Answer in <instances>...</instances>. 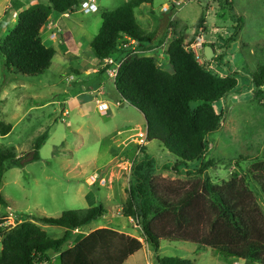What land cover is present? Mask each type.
Returning <instances> with one entry per match:
<instances>
[{"label":"rangeland","instance_id":"374dc122","mask_svg":"<svg viewBox=\"0 0 264 264\" xmlns=\"http://www.w3.org/2000/svg\"><path fill=\"white\" fill-rule=\"evenodd\" d=\"M130 1L97 0L99 10L89 14L78 7L69 22L72 35L66 33L64 36L66 43L70 39L91 43L101 29L103 13L117 10ZM2 2L0 0V11ZM165 2L167 0H152L135 9L138 24L146 34L157 31V37L166 36L171 20L161 12ZM8 3L5 17L0 14V48L18 22L14 1ZM232 13L243 17L244 27L238 39L225 48L237 25ZM12 18L16 19L15 22L10 21ZM173 21H178L177 31L184 35L185 43L205 39L215 45L217 56L223 55L222 61L210 64L214 73L225 76L230 70L239 72L240 84L243 88L249 87L245 79L251 81L249 74L264 64V0H194L178 10ZM174 37V30L169 29L164 41L171 42ZM155 41L149 43L151 47L146 48L144 56L155 57L162 68L172 72L167 50H161ZM44 42L48 46L54 45L58 54L48 70L35 76L17 73L8 67L0 50V150L14 149L19 156H24L21 166L9 168L3 176L2 192L9 205L0 206V255L5 236L27 221L30 215L59 217L66 210L100 204L105 206L107 214L85 226L83 234L79 229L73 232L65 248L75 245L87 230L98 225L121 229L144 241L137 220L123 215L122 207L134 182L131 170L126 168L128 161L142 158L141 147L147 146V152L162 166L155 173L156 178L168 183L188 184L197 179V174L183 168L180 172L173 170L172 165L178 158L159 141L139 142L137 135L147 130L145 127L142 130L133 128L142 122L143 115L134 106L122 108L116 105L119 96L113 81L96 89L95 93L88 92L86 87L89 111L71 109L69 115L64 116L65 107L62 108L61 103L75 94L70 93L74 83L68 79L71 75L76 80L85 79L86 75L60 64L59 57H64L65 47L59 44V40L44 39ZM236 59L243 61L244 65L241 67ZM253 92L255 94V90ZM244 93L246 95L240 100L233 99L237 95L235 92L217 104L225 111V116L221 128L211 134L207 152L208 159H214L216 166L205 173L217 185L230 180L235 172L246 178L244 184H249L248 171L256 158L264 153V106L253 93ZM97 99L111 101L112 111L101 113L103 108L97 104L102 102ZM1 124L12 125L8 135H2ZM45 133L49 138L40 149L41 158L32 160L34 142ZM131 134L129 140L132 142L123 149L121 142ZM107 165L110 167L103 173ZM255 185L251 184V189L257 192L259 186ZM261 205L264 209L262 201ZM37 225L53 238H60L66 232L65 228L58 226L38 222ZM145 245L143 251L127 264H158L157 257L165 256L190 259L193 264H262L225 260L213 248L200 249L191 241L163 239L158 252L149 244ZM59 256L52 253L51 264H61Z\"/></svg>","mask_w":264,"mask_h":264},{"label":"trees","instance_id":"16d2710c","mask_svg":"<svg viewBox=\"0 0 264 264\" xmlns=\"http://www.w3.org/2000/svg\"><path fill=\"white\" fill-rule=\"evenodd\" d=\"M80 1L47 0L27 8L17 1L15 7L21 9L17 25L0 48L8 67L27 76L48 70L56 50L45 44L43 30L54 12L74 13ZM149 2L152 0H131L117 10L104 12L101 29L90 48L101 60L118 49L125 35L137 39L146 49L155 40V45L161 46L169 29L174 30L175 37L167 49L172 72L162 68L155 57L130 56L119 70L115 88L123 100L144 115L148 141H159L178 158L172 165L173 170H191L197 179L188 184H175L156 178L155 173L162 166L147 152V146H143V157L137 158L131 169L134 182L122 210L125 217L137 220L145 242L112 228H99L65 248L73 232L107 214L105 206L100 204L66 210L59 217L30 215L5 236L0 264H51L52 253L60 254L61 264H125L143 249L144 243L158 252L163 239L191 241L200 249L211 247L225 260L264 264L261 205V201L264 203V153L248 171L249 184H244L246 178L237 172L220 185L205 174L216 166L214 159H208L207 152L210 136L221 128L225 116L217 104L232 93L242 92L240 73L232 70L225 76L214 73L210 64L223 59V55L216 53L213 60L200 64L195 53L187 49L184 35L177 31L178 21H169L164 37H157V31L146 34L138 24L135 9ZM232 16L237 25L225 48L238 39L244 27L242 16L234 13ZM102 72L106 73L105 68ZM249 77L252 78L245 79L249 84L245 89L253 88L254 98L264 106V64ZM11 130V124H1L2 135H8ZM48 138L45 133L35 140L32 160L41 158L40 149ZM23 163L24 156H19L14 149L0 150V206L9 205L2 192L4 173ZM251 184H257L259 191L251 189ZM37 222L65 228L66 232L60 238H53ZM157 260L158 264H193L190 259L173 256L157 257Z\"/></svg>","mask_w":264,"mask_h":264},{"label":"crops","instance_id":"0c3cea01","mask_svg":"<svg viewBox=\"0 0 264 264\" xmlns=\"http://www.w3.org/2000/svg\"><path fill=\"white\" fill-rule=\"evenodd\" d=\"M7 1L8 2H10V1L13 2L14 1V3H16L17 1H21V3H23V8H27V7L31 6V5L39 3L41 1L43 2V0H3V2H2L3 6H2V9L0 11V14L2 16H4V17H5L6 10L9 7V3ZM82 1H84V0H81L80 3ZM14 11H15V14L18 15L19 12L21 11V9L20 10L19 9H14ZM76 12H78V11L76 10ZM76 12H74V13H76ZM55 13H57V12H54L52 14V16L50 17V20L48 21L46 27L43 30V33H42L43 40L45 39V40L52 41V42H54V40L55 41L59 40V44H61V46L63 45L65 47V48H63L64 57L63 56L59 57L60 64L66 66L68 68L73 67L75 70H78V72L84 73V75H86L85 79L79 78V79L73 81V83H74L73 85L74 86L72 87L70 93H75V94H73L72 97H69L68 99H65L63 101V103H61L62 108L65 107L64 111L68 112V115H69V112H70L71 109H74V110H77V111H84V110L85 111H89V108H88L89 106H87L89 98L88 99L86 98L87 97L86 94H88V92L95 93L96 89L97 90L101 89V87H103L104 85L107 86V82L108 81L111 82V80H108L109 78L107 77L106 73L102 72V69H101L102 67L99 64L100 59L95 56L93 50L90 48V43H88L87 41L85 43H82L81 41H77V40H74V39H70V41H68L66 43V40H65L64 36H65L66 33L72 35L71 30L69 28V22H70V19H72V16L74 15V13H66V14H60V13L55 14ZM92 13H95V12H92ZM87 14H89V13H87ZM15 20H16L15 18H12V20H10V21L15 22ZM51 46L55 48L56 55H57L58 54L57 48L54 45H51ZM65 54L67 56H65ZM245 60H246V58H245ZM236 62H237V64L241 65V67L244 65L243 61H241V60L238 61L236 59ZM89 65H91V66H89ZM94 67H97V68H94ZM92 70H96V71L95 72L93 71L89 75L86 74L88 71H92ZM92 76H94V77H92ZM90 77H91V79H89ZM86 87L89 88L88 92L86 90H84ZM247 91L250 94L251 93L254 94V92H253L254 89L253 88L250 89V90H247V89L243 88L242 92L241 93H237V95L233 99L234 100H240L239 98H241L243 95H246L244 92H247ZM118 96H119V98H117V104H116L117 106H120L122 108H126L128 105L132 106L126 100H123L122 97L119 95V93H118ZM224 100L225 99H223L222 101H224ZM97 101L98 102L99 101L102 102L103 106H106L108 108V110H106V111H103L101 109V113L107 114V111H112V108H111V103L112 102L111 101H109L108 99L103 100V101L100 100V99H97ZM97 105L100 107V104H97ZM98 106H97V108H98ZM65 112L63 114H65ZM68 115H64V116L67 117ZM143 118L144 119H142V122L138 123L136 125V127L133 128V129H135V130L136 129H141L142 130V128L145 127L146 130H147V122L145 120L144 115H143ZM122 132L123 131H119L118 133H122ZM131 137H132V134L127 136L121 142V144L124 145L123 149L127 148L128 145L130 144V142H132V140L131 141L129 140ZM149 142L150 141H147L146 144L149 143ZM114 176L116 177V175H114ZM102 227L103 226L98 225L96 227L90 228L89 230H87L86 235H88L92 231H94L96 229H99V228H102ZM83 228L79 229V233L80 234H83V232H82ZM112 229H114V228H112ZM115 230H118V231L123 232V233L125 232L127 235H131L132 236L131 233H128L126 231H122L121 229H115ZM142 242H144V241H142ZM145 246L146 245L144 243L143 248H145ZM140 251H143V249L140 250ZM150 253H151V251H150ZM135 255H133V256H135ZM133 256L130 257L126 261L125 264H127L129 262V260H131L133 258Z\"/></svg>","mask_w":264,"mask_h":264},{"label":"built area","instance_id":"2783aa9c","mask_svg":"<svg viewBox=\"0 0 264 264\" xmlns=\"http://www.w3.org/2000/svg\"><path fill=\"white\" fill-rule=\"evenodd\" d=\"M193 1L194 0H167V2L162 5L161 12L171 21H173L178 10L183 9L186 5ZM78 7H80V10L84 13H92L99 10L97 0H84L79 4V6H77V8ZM122 41V44L118 46V49L113 54L106 57L105 59H101L99 62L101 67L105 68L106 75L109 80L113 81L114 83L122 64L130 56H144V54L147 53V50L140 46V43L137 41V39L131 36L125 35ZM170 43L171 42L169 40H166L159 47L161 50L165 51L169 47ZM185 44L188 45V50H192L195 53L197 61L200 64H206L207 58L205 56V46L210 45L211 43L209 44L205 39H200L198 42ZM93 71L95 72L96 70L88 71L86 74L89 75ZM68 80L69 82H73L76 80V77L71 75ZM100 107L103 108V111L108 109L106 106H103L102 103L100 104ZM64 115H68V112H65ZM137 136L139 142L142 144L148 141V134L145 131L140 132ZM131 160L132 161H128V167L126 166L127 170L132 169L134 159Z\"/></svg>","mask_w":264,"mask_h":264},{"label":"water","instance_id":"95a60500","mask_svg":"<svg viewBox=\"0 0 264 264\" xmlns=\"http://www.w3.org/2000/svg\"><path fill=\"white\" fill-rule=\"evenodd\" d=\"M205 56H206L207 60H209V61L213 60V58L215 56V49L213 46H211V45L205 46ZM110 165H112V164H110ZM110 165H107L105 170L102 172L104 173L105 171H107L109 169Z\"/></svg>","mask_w":264,"mask_h":264},{"label":"clouds","instance_id":"9594fccd","mask_svg":"<svg viewBox=\"0 0 264 264\" xmlns=\"http://www.w3.org/2000/svg\"><path fill=\"white\" fill-rule=\"evenodd\" d=\"M207 46V45H206ZM212 46V45H211ZM215 49V48H214ZM216 51V50H215ZM216 53V52H215ZM215 57V56H214Z\"/></svg>","mask_w":264,"mask_h":264}]
</instances>
